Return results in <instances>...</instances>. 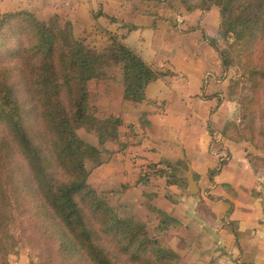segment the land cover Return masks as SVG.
<instances>
[{
	"label": "trees",
	"instance_id": "trees-1",
	"mask_svg": "<svg viewBox=\"0 0 264 264\" xmlns=\"http://www.w3.org/2000/svg\"><path fill=\"white\" fill-rule=\"evenodd\" d=\"M218 6L219 27L211 44L225 39L232 54L239 53L235 60L219 55L223 65L234 63L243 71L257 95L264 89V69L248 49L252 37L264 30V0H219ZM107 35L108 45L90 47L74 36L71 24L61 27L56 17L40 21L27 10L0 13V264H8L32 210L53 264H178L176 253L162 248L143 226L115 217L87 183L86 162L100 165L99 151L77 130L99 133L112 121L116 128L123 126L118 117L100 122L90 113L88 82L118 67L123 100L137 104L145 100L146 86L162 77L121 35ZM260 112L259 120L264 108ZM256 113L251 112V123L257 128ZM235 127L227 122L222 137L242 141L228 135ZM244 140L258 148L254 137ZM164 176L174 180L171 173ZM158 219L160 233L171 219L163 212Z\"/></svg>",
	"mask_w": 264,
	"mask_h": 264
},
{
	"label": "crops",
	"instance_id": "crops-1",
	"mask_svg": "<svg viewBox=\"0 0 264 264\" xmlns=\"http://www.w3.org/2000/svg\"><path fill=\"white\" fill-rule=\"evenodd\" d=\"M19 1H0V13L25 8L42 19L58 15L76 37L102 41L107 32L121 35L162 73L137 104L123 100L120 87L102 92L105 113L120 117L127 134L136 136L123 155H137L129 164L146 169L120 174V159L112 158L105 170L111 180L121 176L123 198L133 192L150 211L171 219L159 238L177 254L178 264H264V173L249 159L245 143L221 137L239 111L230 109L227 71L211 44L219 9L201 0H31L28 7ZM166 165L174 169L173 181L147 172Z\"/></svg>",
	"mask_w": 264,
	"mask_h": 264
},
{
	"label": "rangeland",
	"instance_id": "rangeland-1",
	"mask_svg": "<svg viewBox=\"0 0 264 264\" xmlns=\"http://www.w3.org/2000/svg\"><path fill=\"white\" fill-rule=\"evenodd\" d=\"M2 1V0H0ZM15 0H11L13 3ZM31 0H20V5L32 6V3H27ZM200 3H205V0H201ZM219 0H208L205 5H214L219 9L218 6ZM204 5V6H205ZM207 5V6H208ZM27 10L25 8H19L17 11ZM31 13H34L35 16L40 20L44 21L51 17H56L59 21L61 27H65L66 23L61 21L58 15H54L47 18H40L39 15L33 10H27ZM9 12V11H6ZM3 13V12H2ZM5 13V12H4ZM260 31L252 37V41L250 42L248 49V56L252 58L254 56V63H256L259 67L264 69V30L259 29ZM94 33V32H93ZM92 33V34H93ZM108 33V32H107ZM107 33L102 37V41H98L95 39H88L87 37L81 36L78 37L80 39H84V43L89 45L90 47L102 48L103 46L108 45L110 39L108 38ZM86 36V33L84 34ZM228 43H232V41L228 40ZM213 47L217 50L218 54L221 53L227 54L228 59L235 60V57L238 56V52L236 54H232L231 48H227V42L225 39H220L218 42H215ZM219 55V57H220ZM231 57V58H230ZM246 59H243L244 61ZM227 75L225 76L227 81L225 96L230 100V109L234 111L238 110L239 114L234 120L230 119V123H235V128H231L228 130V135L233 139L237 140L241 136L245 138L254 137L255 143L258 148L255 149L250 143L245 142L243 139L238 143H245L246 149L249 152L250 156L254 157L252 159L253 165L259 170L260 173H264V113L262 119H258L262 110L264 108V89L261 88L260 92L257 93L253 88L251 81L243 74V71L234 63H230L225 66ZM262 69V70H263ZM117 81H120L119 69L118 67H114L111 69H106L102 72V77L100 79H93L88 82L89 89V108L90 113L94 116L97 121H105L109 118L112 119L113 116L107 115L105 111L102 109L104 103L107 101V97L105 98L102 92H107L108 89H119L122 88ZM257 110L255 115V120L257 122V128L252 124L253 118H251V112ZM235 117V116H234ZM117 118V117H116ZM118 119L121 120L120 117ZM96 121V122H97ZM111 121V120H110ZM111 123V122H110ZM120 125L116 128V125L112 121L110 127L104 129L105 125H102L103 130L97 133L95 130H90L89 128L83 127L77 130V136L85 141L86 143L94 146L98 151L99 155L97 160L101 162L100 165L93 167L92 162H86V169L89 170V176L87 179V183L90 188L96 191L99 198L105 201L111 213L120 219L131 220L137 226H143L145 230L149 233L150 236H156L159 245L162 248H167L163 245L164 240L161 241L159 238V233L156 231V228L159 226L158 212L150 211V208L147 205L141 204L133 192H131V196L122 197V182L121 176L118 180H111L108 177L107 170L105 164H107L108 159H120V162L115 165V168L119 170V173H128L129 169H134V172L146 171L144 166L135 165V162L129 164V161L135 159V156H124L123 152L127 150V146L132 145L137 140L135 139L134 133L127 134L128 128L127 125ZM226 124L223 128L225 129ZM249 128L251 129L249 131ZM115 129V132L112 131ZM256 129V132H255ZM124 131V132H123ZM123 134H125L123 136ZM222 137V136H221ZM7 142H11L10 138L6 136ZM131 138V140H129ZM225 139L224 137H222ZM227 140V139H225ZM134 141V142H133ZM10 145H12L10 143ZM129 155H132V150L129 149ZM5 153V150L2 154ZM17 151L13 149L12 156L13 159L19 162L17 158ZM19 164L20 168L22 166V162ZM100 166L99 175L96 172V168ZM149 169L148 173H153V175H161L169 173L173 174V167L166 165L164 167V171L162 168L156 170V167H147ZM152 171V172H151ZM144 173V172H143ZM140 203V206L137 203ZM130 203L131 205L127 204ZM131 206V207H130ZM140 212V214H138ZM36 212L32 210V213L28 215L26 220L24 221L22 231L19 232L20 243L15 247L13 252L7 256L8 264H53V260L55 257L54 254H51L49 251V245L47 242L43 240L42 230L39 229L38 226L35 225L37 222ZM145 214V216H144ZM139 215H143L138 217ZM155 216V217H154ZM141 219V220H140ZM157 220V222H156ZM156 226L155 227V225ZM41 231V232H40ZM168 249V248H167ZM59 264V263H56Z\"/></svg>",
	"mask_w": 264,
	"mask_h": 264
},
{
	"label": "water",
	"instance_id": "water-1",
	"mask_svg": "<svg viewBox=\"0 0 264 264\" xmlns=\"http://www.w3.org/2000/svg\"><path fill=\"white\" fill-rule=\"evenodd\" d=\"M188 180H189V185H190V189H189V192L191 193V194H194L195 193V191H194V181H193V179H192V177L191 176H188ZM262 183H263V186H264V178H263V180H262Z\"/></svg>",
	"mask_w": 264,
	"mask_h": 264
},
{
	"label": "built area",
	"instance_id": "built-area-1",
	"mask_svg": "<svg viewBox=\"0 0 264 264\" xmlns=\"http://www.w3.org/2000/svg\"><path fill=\"white\" fill-rule=\"evenodd\" d=\"M220 158H221V161H224L227 158V156L224 153H222V156Z\"/></svg>",
	"mask_w": 264,
	"mask_h": 264
}]
</instances>
